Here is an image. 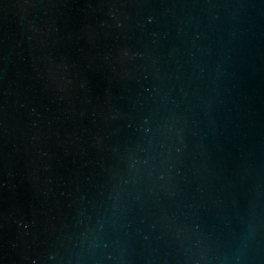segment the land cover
Wrapping results in <instances>:
<instances>
[{
	"label": "water",
	"instance_id": "95a60500",
	"mask_svg": "<svg viewBox=\"0 0 264 264\" xmlns=\"http://www.w3.org/2000/svg\"><path fill=\"white\" fill-rule=\"evenodd\" d=\"M0 264H264V0H0Z\"/></svg>",
	"mask_w": 264,
	"mask_h": 264
}]
</instances>
